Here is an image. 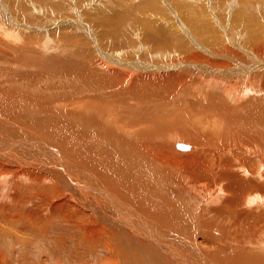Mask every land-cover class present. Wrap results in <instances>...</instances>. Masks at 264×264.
Segmentation results:
<instances>
[{"label": "bare ground", "instance_id": "1", "mask_svg": "<svg viewBox=\"0 0 264 264\" xmlns=\"http://www.w3.org/2000/svg\"><path fill=\"white\" fill-rule=\"evenodd\" d=\"M51 8L56 9V6ZM147 15L141 26L150 30V33H144L146 38L151 37L152 42L157 38L152 51L155 53L156 50V56L148 54V48L141 50L142 53L126 54L112 48L105 54L103 52L108 50L103 43L105 49L101 45L102 52L93 55L97 58L90 64L94 70L84 74L77 70V74L82 72L84 80L81 73L79 76L74 72L71 76V70L67 76L68 69L63 77L58 75L59 71L28 66L34 72L20 71L18 77H14L23 83L16 87L23 94L19 95V101L15 102L10 95L13 86L6 84L10 87L0 88V128L16 134L11 136L9 132L6 139L0 137V158L14 163H19L16 162L18 158V161L23 159L28 167L33 165L37 169L24 166L6 169L1 164L0 197L10 190L8 199L11 202L0 208L13 210L19 219L25 218L28 225L35 223L29 219L30 212L37 220L43 211L46 215H61L66 222H74L79 210L68 200L71 194L67 195L66 201L57 188L51 187L50 198L41 192L47 189L31 188L34 180L46 182L40 169L49 165L68 174L78 197L86 200L91 195L90 201L94 205L113 211L117 221L129 228L133 236L149 242L155 237L159 248L175 263L193 264L184 258V250L196 259V264H264V24L252 20L254 26L245 36L248 39H240L229 33L223 34L224 37L222 34L220 37L209 36L207 26L198 21L191 31L196 34L201 28L200 31L207 32L209 38L203 44L196 40V44L190 39L192 36L183 31L186 30L184 26L182 31L191 43L177 31L172 20L167 19L173 27L165 34L155 29L158 22H152ZM185 16L186 13L181 19L187 20ZM165 18L164 22L167 21ZM130 27L133 28L129 29L132 37H136L135 27ZM6 32L3 33L8 37H16L13 31ZM144 39L140 37L137 45L130 46L139 49L149 42L145 43ZM134 54L141 55L139 61L135 56L130 57ZM204 74L211 80L204 78L207 76ZM43 76L48 81L40 83ZM21 78L24 80L20 81ZM36 79L40 82L36 83ZM54 80V85H47ZM32 83L33 88H29ZM186 87L200 88L208 94L215 92L221 102L233 109L243 104L252 108L248 102H254L256 111L252 110L250 115L260 119L249 116V119L231 121L213 119L205 116L214 113L213 106H205L202 102L190 113L186 103H181L188 101L182 94ZM48 89L55 96L47 93L44 98ZM71 95L80 98L81 103L77 105V101H71ZM49 97L66 98V101L58 102L57 107ZM35 132H41L43 136ZM180 140L185 142H178ZM37 150L42 151L34 153ZM44 151L50 162L45 164L44 155L45 163L36 164L34 159L37 163L41 161L39 156ZM9 177L11 185L8 187ZM31 198L40 200V206L23 209L20 203ZM65 204L69 209L61 212L60 208ZM43 207L47 209L43 210ZM86 219L78 222L84 240L97 231L96 227L90 228L95 226L93 221L85 222ZM107 237L105 240L110 238ZM114 244L115 241L111 245Z\"/></svg>", "mask_w": 264, "mask_h": 264}, {"label": "rangeland", "instance_id": "2", "mask_svg": "<svg viewBox=\"0 0 264 264\" xmlns=\"http://www.w3.org/2000/svg\"><path fill=\"white\" fill-rule=\"evenodd\" d=\"M44 4L47 6H45ZM52 6L53 7L56 6V9L51 8ZM147 9L148 10L150 9L149 11L152 12L149 13ZM22 11L24 12V14L22 13ZM184 12L186 13L185 17H188L187 20H183V18L181 19V17H184L185 14ZM154 13L155 14L158 13L159 15L158 14L155 15ZM146 15L152 18L151 20L152 22L154 21L158 22L159 24L155 23L156 24L155 29L157 28L163 31L165 34H168L172 30L171 28L172 25H170L169 22L172 20V23L178 29L177 31L185 38L186 36L183 33V31L186 33L188 32L189 36H192L190 37V39L194 40L195 43L196 40L201 44L208 42L206 41V39L208 40L209 38L208 34L209 36L212 35L218 37H220V35L222 34L221 36L224 37L225 34L229 33L230 35L237 36L240 39H245L247 37L246 34L248 33V31H251L252 27L254 26V25L252 26L253 24L252 20H255L260 23L263 22L262 24H264V0H240V1L239 0H134V1L133 0H0V33H1L0 35L2 36V37L0 36V56H1L0 63L3 62L2 64H0V85H1L0 88L2 87L9 88L10 86L11 87L13 86L12 93H10V95L12 96L15 102L19 101V99L23 94L22 92H18L16 90V87H21L23 83L21 84L19 81H16L18 78L14 79V77L15 76L18 77L19 75L18 73L20 71H23L24 73L27 72L30 73V71L32 70V72H34L33 69L29 70L27 68L28 66L40 67L44 69L47 68V71L48 70L56 71L57 73L59 71V73L61 74L58 73V75L59 76L62 75L63 77L64 74L67 73L66 71L67 69H68V73L66 74L67 76H70V74L71 76L75 75L77 70L80 71L82 70L83 74L84 72H88V71H89L88 73H90L92 70H94L93 68H95L94 66L92 67V65L90 64L94 59L95 60L97 59L96 57H93V55H97L95 53L102 52L101 48L105 49L104 44H106L108 50L106 52H103L105 54L109 52V50H111L112 48L113 50L119 51L122 54L133 53L135 51L137 53H142L141 50L148 48L147 49L148 54L150 55L154 54L156 56L157 54L156 50H155L156 54L153 53L152 51L155 48L154 46L157 45V41H156L157 38L155 39L153 38V42L155 43H153L152 40L150 41L151 37L146 38L144 34V33H150L149 32L150 30H146L144 29L143 26H141L144 24L143 18ZM163 16L166 17L165 20L168 19L169 21L167 20L164 22ZM120 19L122 20V22ZM151 21L149 22V24H151ZM198 21L199 22L201 21L204 26H207L209 30L208 34L205 31L201 32L200 31L202 30L201 28L200 30L197 31L195 30L196 34H194L191 31V29L195 26L194 23H197ZM191 22L192 25H189ZM122 23L123 24L127 23L126 25L124 24V28ZM130 25H132V27H135L134 33L136 34V37H132V31H130L129 29L132 30L133 28H131ZM166 25L169 27H164ZM140 26L143 28H141ZM183 26L186 28L187 31L182 29ZM248 27L250 28L248 29ZM162 28L164 30L167 29V31L165 30L166 31L165 32ZM174 29L176 28H173V30ZM103 30L104 32H102ZM106 30L107 32H105ZM9 31H13V33L16 34V37L11 36L12 37L11 38L8 37L5 33H3V32L8 33ZM2 33L5 35H2ZM105 34H107V36L109 34L110 36L106 37ZM138 34L140 35L141 40H143V37L145 38L144 39L145 43L146 41L147 42L149 41L146 45L141 46L139 49L132 47V45L134 46L137 45L138 43L137 41H139L140 39ZM104 37H106L108 41H106ZM193 37L197 39H194ZM130 39L132 40L129 41ZM190 39L186 38V40L191 43ZM217 39L220 40V38ZM10 40H12V42ZM42 40L43 43H41ZM124 40L127 41L124 42ZM8 41L11 43H9ZM108 43L109 45H107ZM130 44L132 45L130 46ZM150 44L153 46H151ZM184 44L188 46V44L186 43ZM101 45L103 46L101 47ZM4 50H6L7 52ZM112 53L114 52L112 51ZM58 56H60V58ZM133 56H135L136 60L139 61L141 55L134 54L130 57ZM59 60L61 61L59 62ZM146 61L148 60L146 59ZM81 62L83 63L81 64ZM83 65L85 66V68ZM75 68L76 70H74ZM107 68H109V70H112L110 69V67ZM121 69L124 68L122 67ZM97 70L105 71L102 69H97ZM99 71L96 72L104 74V72H99ZM140 72L144 73L147 71H140ZM78 73L79 74L77 73L76 74L79 76L81 73V77L84 80L82 72L78 71ZM109 75L115 76L112 74ZM204 78H208L211 80V78L208 75L204 76ZM40 79L41 82L36 79V83L39 82L44 83L45 81L46 82L48 81L45 80L44 76L41 77ZM23 80L24 78L20 79V81ZM54 82L56 81L55 80L51 81L47 85L49 86H51L50 84L54 85ZM6 84H9L10 86L9 85L7 86ZM203 86L206 87L205 85ZM29 88H33V83L30 84ZM186 88L188 89V92L186 91L187 89H185L184 91H182V94L186 95V101L187 100L188 101L187 102L182 101L181 103H186L184 105L187 106L190 113H193L194 109L197 107L199 102H202L205 106H208V104H210L211 107L213 106L212 108L215 110V111L213 110L214 113L210 115H205V116L214 117L213 119L222 118V119H230V121L231 119H249V118L260 119L258 117H254L253 115H250L252 114V110L256 111V109H253L256 108L255 106L257 105L254 102L252 103L248 102L249 104L252 105V108L250 105L243 104L240 108L233 109L231 107H228L223 102H221V99L218 98L219 96L215 92H210L211 94L210 95L208 94L209 92L200 88L197 89L196 87H186ZM49 92H50L49 89L48 91L44 92L46 95V97L44 98H47L48 95L47 93ZM213 93L216 97L213 95ZM49 95L55 96L54 93H49ZM204 97L206 98V100ZM259 97L260 95L258 96V98ZM53 98L54 97L51 98L49 97L48 99L50 100L52 99L53 104L55 102L56 104L54 105L57 107L59 103L62 104L66 101V98H62L59 100L55 98L54 100ZM70 100L77 101V105L81 103V99L74 98L73 95H71ZM177 102L179 101L177 100ZM0 131H2L0 137H2L3 139H6L8 137L7 134L9 132H11L10 134L11 136H16V134H13L11 130L4 131L2 130V128H0ZM35 133L37 135L43 136L41 132H35ZM17 139H19L18 136ZM178 142H185V141L180 140ZM40 151L42 150H37L34 153L37 152L36 154H38V152ZM44 155L48 157V153H45L44 151L39 156V158H41V161L37 163L38 160L34 159V162L36 164L39 163L43 164L45 162H46L45 164H48L50 162L49 157L47 159L46 157H44L45 162L44 159L42 160ZM18 160L16 162L19 163H14V162H5L4 158H0V167L1 164H4L2 168H6V169H9L11 167L13 169L16 168L19 169L22 168L21 166H24L26 169L31 167L30 165L28 167L23 159H21V161ZM43 168L44 169H40V171L41 172L43 171L41 175L44 176L43 181L46 182L34 180L31 184V188L33 190L47 189V191H41V192L47 193L49 198L51 194L50 192H53L51 187L55 189L56 188L59 189V191L62 192L65 198L67 197L68 194H71L72 196H70L68 200L71 201L72 206L74 208H77L79 210V214H77L76 216L77 218L74 222L69 221L70 223L71 222L73 223L70 224L69 222H66L64 220V217L62 218L61 215L60 217L56 216V214H54L53 216L51 214L46 215L45 211H43V213L41 214L43 217L41 216L36 220V216L32 217L33 214H31L30 212L29 219H33L35 223L31 222L28 225L25 218L19 219L18 218L19 215L16 214L13 210L5 211L4 209L0 208V264H174L175 263L174 261L170 260L167 257L168 254L164 253L159 248V244L157 243L155 237L152 238V242H149L142 238L133 236V233L129 231L130 230L129 228L128 230L126 226L121 225L117 221L115 216L112 214L113 211L105 210L102 207L100 208L94 205L93 202L90 201V197L93 196L89 195L90 197L86 198V200L83 199V197L80 196L78 197L77 194H75L76 191L73 192V186L71 185L72 183H70V178L68 177V174L61 173L58 167L54 168L52 166L45 165L43 166ZM30 169H35V168L32 165ZM46 173L48 174V176ZM50 179L53 180L52 182L56 186H52L53 184L50 181ZM9 180H11L10 177L7 179L8 187L9 185H11L9 183ZM82 190L86 192L85 188H82ZM9 192L11 191L6 190L4 196L0 197L1 200L0 205H4L5 203L9 204L11 202L8 199ZM30 200H23V202L20 203L23 209H26L30 206L32 207L37 205L40 206L39 203L40 200H37L36 198H31ZM50 202L51 201H49V203ZM74 204H76V206ZM66 205L67 204L63 205L60 208L61 212L63 210L67 211L69 209V207H67ZM45 208L47 209V207H43V210ZM33 213L35 215L36 212ZM80 214L82 215V217H80ZM89 215L90 216L92 215V218ZM82 218H87L85 222L93 221V224H95V226L94 227L90 226V228L96 227L97 230L93 235H87L85 240H84L85 238L84 234H82L81 229L78 227L79 224L78 222L81 221ZM36 221L39 223H37ZM123 224L125 223L123 222ZM111 229L113 232L111 231ZM96 235L98 237H96ZM107 236H109L110 238ZM91 237L94 238L91 239ZM106 237L109 238L107 239L108 241L105 240ZM97 240L101 244H99ZM101 240L103 241L105 240V242H102ZM114 241L116 244V245L114 244L115 247L111 245L114 243ZM92 242L93 244H91ZM116 246L119 247L117 248ZM119 249L121 253L120 252L117 253ZM183 254L186 260L193 261L192 263L196 264V259L190 256L188 252L183 250Z\"/></svg>", "mask_w": 264, "mask_h": 264}, {"label": "water", "instance_id": "3", "mask_svg": "<svg viewBox=\"0 0 264 264\" xmlns=\"http://www.w3.org/2000/svg\"><path fill=\"white\" fill-rule=\"evenodd\" d=\"M178 147H182V146L178 145Z\"/></svg>", "mask_w": 264, "mask_h": 264}]
</instances>
